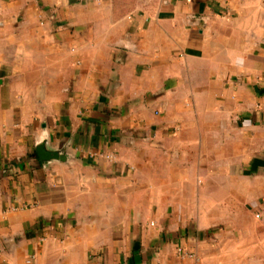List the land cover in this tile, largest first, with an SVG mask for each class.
I'll use <instances>...</instances> for the list:
<instances>
[{"label": "crops", "instance_id": "1", "mask_svg": "<svg viewBox=\"0 0 264 264\" xmlns=\"http://www.w3.org/2000/svg\"><path fill=\"white\" fill-rule=\"evenodd\" d=\"M0 264H264V0H0Z\"/></svg>", "mask_w": 264, "mask_h": 264}, {"label": "water", "instance_id": "2", "mask_svg": "<svg viewBox=\"0 0 264 264\" xmlns=\"http://www.w3.org/2000/svg\"><path fill=\"white\" fill-rule=\"evenodd\" d=\"M38 152H39V155H40L42 160H49V159H57V158H59L56 153H52L51 154V153L45 152L43 146L39 147Z\"/></svg>", "mask_w": 264, "mask_h": 264}]
</instances>
